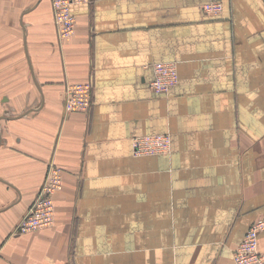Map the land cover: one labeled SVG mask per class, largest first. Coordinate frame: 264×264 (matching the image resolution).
Returning <instances> with one entry per match:
<instances>
[{
	"label": "crops",
	"instance_id": "0c3cea01",
	"mask_svg": "<svg viewBox=\"0 0 264 264\" xmlns=\"http://www.w3.org/2000/svg\"><path fill=\"white\" fill-rule=\"evenodd\" d=\"M72 12L61 39L53 0H0V264H235L264 216V1ZM160 61L178 64L168 93L150 85ZM84 81L91 108L67 113L66 85ZM166 132L170 155L134 153ZM55 167L54 224L15 232Z\"/></svg>",
	"mask_w": 264,
	"mask_h": 264
},
{
	"label": "built area",
	"instance_id": "2783aa9c",
	"mask_svg": "<svg viewBox=\"0 0 264 264\" xmlns=\"http://www.w3.org/2000/svg\"><path fill=\"white\" fill-rule=\"evenodd\" d=\"M91 0H53L56 23L59 35L68 37L76 28V17L72 6L76 3ZM264 1V0H263ZM206 13L219 15L223 5L219 1L205 3ZM154 77L151 88L156 92L166 93L179 83L178 64L175 61H160L152 65ZM93 100V87L89 81L70 82L65 88V109L67 113L73 111H88ZM171 138L164 134L138 135L133 139L136 155H153L170 151ZM61 168L55 167L46 177L41 191L33 203L28 207L15 227V232L26 233L41 230L55 222L54 195L61 187ZM264 231V216L256 219L246 232L243 240L235 248L233 260L235 264H264V251L260 248V234Z\"/></svg>",
	"mask_w": 264,
	"mask_h": 264
},
{
	"label": "rangeland",
	"instance_id": "374dc122",
	"mask_svg": "<svg viewBox=\"0 0 264 264\" xmlns=\"http://www.w3.org/2000/svg\"><path fill=\"white\" fill-rule=\"evenodd\" d=\"M53 10H54V7H53ZM205 11V10H204ZM208 14V13H207ZM211 15V14H210ZM54 20H55V24H56V27H57V33H58V36H59V38H61V39H63V38H66V37H61L60 35H59V31H58V25H57V23H56V19H55V13H54ZM74 33H75V31H74ZM73 33V34H74ZM69 37V36H68ZM175 86H177V84L175 85ZM175 86H173L171 89H173ZM170 89V90H171ZM169 90V91H170ZM169 91H167L166 93H168ZM157 134H164V135H167V136H169L170 138H171V144H170V151H167V152H165V153H156V154H153V155H170L171 153H172V148H173V137H172V134L171 133H153V134H144V135H151V136H154V135H157ZM138 136V135H137Z\"/></svg>",
	"mask_w": 264,
	"mask_h": 264
}]
</instances>
